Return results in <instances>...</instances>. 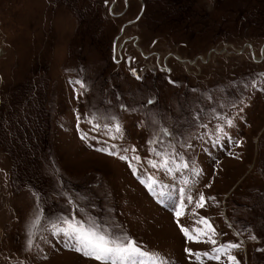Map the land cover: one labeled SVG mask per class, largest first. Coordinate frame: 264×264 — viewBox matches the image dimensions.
<instances>
[{"label": "rangeland", "instance_id": "1", "mask_svg": "<svg viewBox=\"0 0 264 264\" xmlns=\"http://www.w3.org/2000/svg\"><path fill=\"white\" fill-rule=\"evenodd\" d=\"M59 217L264 264V0H0V264H102Z\"/></svg>", "mask_w": 264, "mask_h": 264}, {"label": "snow or ice", "instance_id": "2", "mask_svg": "<svg viewBox=\"0 0 264 264\" xmlns=\"http://www.w3.org/2000/svg\"><path fill=\"white\" fill-rule=\"evenodd\" d=\"M71 83V82H70ZM75 83L80 84L83 87V84L80 81H75ZM151 103V101H149ZM115 131H120V126L118 124L114 125ZM86 136L82 135L81 139H85ZM99 151H107L106 149H98ZM114 154V153H109ZM157 155H160L157 153ZM120 159H127L125 156H120ZM139 159V157H135ZM153 167L156 164L149 161ZM163 167L167 168L168 163L164 161L162 164ZM186 168L188 165L182 164L177 165L176 170L179 171L180 168ZM172 171V169H169ZM157 181H151L148 184L150 189H155L157 186ZM163 185H161V188ZM204 196L201 194L200 200L197 202V207L204 206ZM191 200V197H189ZM182 215L181 211L176 212V216L179 217ZM59 222L63 224V227L53 224L54 235L62 234L65 240L72 245L75 251L82 253L86 257H91L96 261L102 262V264H133L138 257H147L150 259L158 258L157 253H151L140 246L137 242L130 238L126 233H118L114 229L109 228L105 225H102L96 222L94 219L89 218L87 222L68 219L67 217H59ZM203 222L207 225L209 231L214 233V229L211 228L210 224H207V220L204 219ZM36 223H39V218H37ZM181 231L185 237L189 240L198 239L199 237H193L187 228L181 226ZM209 241L212 244H215L216 241L209 237ZM239 245L236 244H225L221 245L220 248L213 249L214 252H224L227 253L230 248H237ZM185 252H190V249H185ZM208 255V253H204ZM200 254H196L197 259H199ZM211 258L219 259V256H213ZM230 261H235V257L229 256ZM160 264H166V262L161 261Z\"/></svg>", "mask_w": 264, "mask_h": 264}]
</instances>
